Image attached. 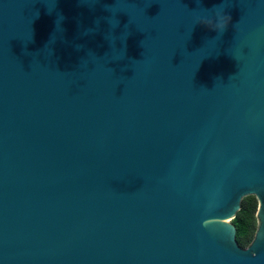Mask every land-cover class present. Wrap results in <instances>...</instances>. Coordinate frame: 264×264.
<instances>
[{"label": "water", "instance_id": "water-1", "mask_svg": "<svg viewBox=\"0 0 264 264\" xmlns=\"http://www.w3.org/2000/svg\"><path fill=\"white\" fill-rule=\"evenodd\" d=\"M0 264H264V0H0Z\"/></svg>", "mask_w": 264, "mask_h": 264}, {"label": "trees", "instance_id": "trees-1", "mask_svg": "<svg viewBox=\"0 0 264 264\" xmlns=\"http://www.w3.org/2000/svg\"><path fill=\"white\" fill-rule=\"evenodd\" d=\"M257 201L253 196L246 197L241 202V208L237 212L232 224L236 229V243L245 249L252 242L256 231Z\"/></svg>", "mask_w": 264, "mask_h": 264}, {"label": "clouds", "instance_id": "clouds-1", "mask_svg": "<svg viewBox=\"0 0 264 264\" xmlns=\"http://www.w3.org/2000/svg\"><path fill=\"white\" fill-rule=\"evenodd\" d=\"M195 2L197 3V5L200 4V0H195ZM229 20H230V17H228L226 15H220L217 17L215 23H213V21L211 19L202 20L199 22L204 24V25H207L209 27H212L213 30H216V31L222 33L227 28Z\"/></svg>", "mask_w": 264, "mask_h": 264}]
</instances>
